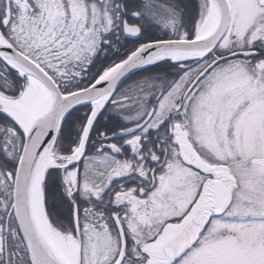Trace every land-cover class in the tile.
I'll list each match as a JSON object with an SVG mask.
<instances>
[{"label":"snow or ice","instance_id":"snow-or-ice-1","mask_svg":"<svg viewBox=\"0 0 264 264\" xmlns=\"http://www.w3.org/2000/svg\"><path fill=\"white\" fill-rule=\"evenodd\" d=\"M0 264H264V0H0Z\"/></svg>","mask_w":264,"mask_h":264}]
</instances>
